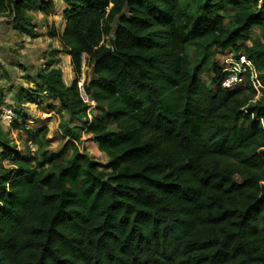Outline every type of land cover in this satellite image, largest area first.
Listing matches in <instances>:
<instances>
[{
    "label": "trees",
    "instance_id": "trees-1",
    "mask_svg": "<svg viewBox=\"0 0 264 264\" xmlns=\"http://www.w3.org/2000/svg\"><path fill=\"white\" fill-rule=\"evenodd\" d=\"M36 1L52 5L0 0V10L36 37L24 15ZM61 1L59 38L76 77L66 85L49 62L39 87L14 100L50 93L69 114L59 124L68 139L58 152L20 154L0 132L10 165H0V264H264V87L255 89L249 69L243 86L223 87L215 59L244 55L264 86V6ZM82 55L93 68L84 91L101 110L86 132L105 165L73 143L72 120L88 108L77 87Z\"/></svg>",
    "mask_w": 264,
    "mask_h": 264
},
{
    "label": "rangeland",
    "instance_id": "rangeland-1",
    "mask_svg": "<svg viewBox=\"0 0 264 264\" xmlns=\"http://www.w3.org/2000/svg\"><path fill=\"white\" fill-rule=\"evenodd\" d=\"M50 1L52 5L47 10L38 9L41 1L30 2L27 7H24L25 18L28 17L29 22L34 24L33 28L37 36L26 37L23 33L21 36L17 35L18 43L15 48H12L14 56L2 58L3 56L0 55V105H10L15 112L20 113L17 121L20 123V127L17 129L12 125L4 127L0 123V132L6 139L9 148L20 154L58 152L63 149L68 139L60 130L59 124L69 119V114L50 93L39 90L33 93L34 100L30 101L24 98L18 104L14 100V94L20 88L25 92L27 90L28 93H32L39 87L41 81L38 79V73L49 62L61 70L62 79L66 85H69L76 77V70L71 63L70 56L61 45L59 38L64 26V19L61 15L64 3L60 0ZM258 1L259 7L264 6V0ZM227 13L229 11L225 12V16ZM9 15L10 12L0 10V16L15 24ZM258 34L257 29H252L250 32L252 37ZM23 36L26 38L24 39ZM106 47H110L109 42ZM186 51L191 60L195 61L198 52L192 47H188ZM215 59L220 65L225 62V57L221 54H217ZM84 61V74L78 75L79 79L85 78L91 71V65L87 64L85 58ZM201 78L207 81V71L202 72ZM100 112L101 110L95 106L88 105L85 117L72 120L73 125L78 126L76 130L79 133V139L73 140V143L80 153L87 154L93 160L105 165L108 160L106 154L98 150L92 136L86 132L88 121ZM41 127L44 130L36 132V129ZM64 154L70 155L71 149L68 148ZM8 160L9 158L0 148V165L9 167Z\"/></svg>",
    "mask_w": 264,
    "mask_h": 264
},
{
    "label": "built area",
    "instance_id": "built-area-1",
    "mask_svg": "<svg viewBox=\"0 0 264 264\" xmlns=\"http://www.w3.org/2000/svg\"><path fill=\"white\" fill-rule=\"evenodd\" d=\"M225 57V62L221 64L223 67V71L226 73L224 80L222 81V86L226 88H239L244 85V73L247 69L252 73L251 79L253 86L256 90L264 87L259 81L256 80V73L253 71L251 64L247 61L244 55L239 54L238 57H234L231 52L222 54ZM84 56L82 55V65L80 67L79 76L83 75V67H84ZM84 77L77 78V87L81 100L89 105L90 107L95 106V103L91 98L87 95L83 88ZM15 121H18V118L13 111V109L8 105H2L0 107V123L4 127H9Z\"/></svg>",
    "mask_w": 264,
    "mask_h": 264
},
{
    "label": "crops",
    "instance_id": "crops-1",
    "mask_svg": "<svg viewBox=\"0 0 264 264\" xmlns=\"http://www.w3.org/2000/svg\"><path fill=\"white\" fill-rule=\"evenodd\" d=\"M17 35L21 36L23 34L17 33L14 24L6 21L4 17L0 16V55L3 56L2 58L6 56L11 58L14 56L12 48H15L17 45L16 43H18ZM26 37L23 36L24 39Z\"/></svg>",
    "mask_w": 264,
    "mask_h": 264
},
{
    "label": "water",
    "instance_id": "water-1",
    "mask_svg": "<svg viewBox=\"0 0 264 264\" xmlns=\"http://www.w3.org/2000/svg\"><path fill=\"white\" fill-rule=\"evenodd\" d=\"M110 51V47H105L104 50L99 54V56L97 57V60H99L106 52ZM93 72V68H91L90 73Z\"/></svg>",
    "mask_w": 264,
    "mask_h": 264
}]
</instances>
